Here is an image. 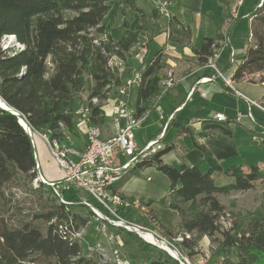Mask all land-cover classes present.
I'll return each mask as SVG.
<instances>
[{
	"label": "trees",
	"instance_id": "16d2710c",
	"mask_svg": "<svg viewBox=\"0 0 264 264\" xmlns=\"http://www.w3.org/2000/svg\"><path fill=\"white\" fill-rule=\"evenodd\" d=\"M111 1L0 0V42L5 35H15L25 45L11 54L0 43V99L18 111L33 132L46 134L51 142L80 141L76 111L92 98L100 100L92 105V124L100 126L109 120L102 109L103 101L113 86L122 82L110 66V59L117 56L126 62L129 54L141 46L139 30L128 29L118 39L108 33L105 18ZM120 2L119 11L131 9L142 13L146 39L152 42L156 27L150 23L151 18L160 20L156 9L152 8L147 19L136 0ZM250 17L251 39L245 52L235 60L233 79H248L264 87V0H258ZM224 38L221 33L215 39L205 38L194 49L197 62L205 65ZM162 58L163 51L158 50L138 67L142 82L134 92L137 115L155 105L164 78L161 71L166 66ZM256 75H260L257 81L253 79ZM85 91L88 94L84 100L81 94ZM259 102L264 106V89ZM258 124L264 127V120L260 119ZM172 125L170 122L167 129ZM175 126L177 133L189 131L185 125ZM249 131L264 144L263 132ZM193 145L207 153L194 139ZM172 148L166 143L156 152L139 157L112 185L113 192L129 199L122 192L126 181L154 167L167 174L171 182L168 207L178 212L179 228L184 233L191 234L196 241L207 236L217 242L222 252L216 259L220 264H264V208L246 223L235 220L224 228L222 219H228L227 213L216 197L250 190L258 182L263 184L264 191V167L250 165L245 169L243 165H233L216 174L212 167L203 171L183 160L179 165L167 163L164 156ZM223 176L231 180L223 183ZM20 194L24 195L23 200L30 195L29 207L22 206ZM57 195L52 187L38 180L35 147L19 118L0 108V264H99L98 255L86 254L75 234L86 227L92 211L80 202L77 190L65 195L74 202L70 205L62 203ZM130 210L122 209V213L130 217ZM118 230L131 237L136 234ZM191 238L179 243L189 246ZM114 244L117 245L115 240ZM165 255L150 258L144 264H179Z\"/></svg>",
	"mask_w": 264,
	"mask_h": 264
},
{
	"label": "crops",
	"instance_id": "0c3cea01",
	"mask_svg": "<svg viewBox=\"0 0 264 264\" xmlns=\"http://www.w3.org/2000/svg\"><path fill=\"white\" fill-rule=\"evenodd\" d=\"M222 1L225 5L220 3L222 14L218 17H216L213 11L215 8H212L210 5L206 6L207 0H175V5L172 9L173 16L169 21L163 19L156 21L151 18L153 22H150L155 25L156 29L158 27L162 29L158 35L155 32V37L152 41V44L154 42L157 44L155 52L158 50L163 51L162 60L169 67H172L169 69L173 70L177 82L175 81L176 84L167 90V93L159 100L161 105L160 110L153 107L152 110L142 114L147 116L136 131L139 147H142L150 139L159 135L164 124L167 122V117L178 107H181L175 112L173 120L170 121L173 125L168 129L166 128L167 131H165L162 139L164 145L170 143L173 146L172 150L164 156V160L174 165H179L181 160H183L188 165L200 167L203 171H207L212 167L215 169L216 174L224 173L225 170L233 165H243L245 169L249 168L250 165L264 167V162H261V160H257L252 156L240 152L241 143L240 137H238L240 134L239 130L245 127L248 130L254 129L264 133V127L258 124L260 119L264 120V113L256 105H250L247 101V99L255 102H259V100L252 99L243 92L245 90L246 92L248 91L249 83L252 85L260 83L250 82L248 79L234 80L233 73L235 64L229 61L231 49H234L239 54L238 56H241L246 50L247 44L251 39L250 13L256 8L258 0ZM246 27L248 30H246ZM217 33H221L223 37H230L231 40L230 46L228 45L223 49L224 51L227 50V54L225 56L221 54L217 64L224 72V75L230 78V83H232L234 89L228 86L223 78H218V76H215L208 82L200 81L203 76L213 75V71L197 62L194 49H198L201 42L207 37L215 39ZM243 39H245L244 45L240 44V41ZM172 46L174 47L172 48ZM166 47L169 50H163ZM151 57L152 55H147L145 60H149ZM131 59L132 61H130ZM133 61H137L138 63L135 55H131L126 61V64L128 63L127 69H132V71L134 68L138 69L135 66L133 68L131 64ZM126 77H123V74L121 75L122 80ZM235 82H237L238 88H235ZM260 85L261 87L263 86L262 84ZM191 90H193L192 93ZM221 94L234 95L237 98L243 99L246 103L248 114L252 113V117L248 114L246 116L238 114L234 117H226L224 121H218L215 117L209 119L208 117L201 116L200 114L204 113V111L209 112L212 109L216 101L221 98ZM201 101L206 103V106L201 105ZM253 107L259 111V115L255 116L253 114ZM154 112H157L161 125L152 136L144 141L140 140L137 134L138 130L143 127L144 122ZM217 113L219 114L221 112ZM175 124L178 126L185 125L189 127V131L177 133ZM193 139L203 145L207 149V153L195 147L193 145ZM254 142L260 143L261 149H264V144L260 142L257 136H252L250 132L249 143L253 146ZM39 168L45 179L51 181L59 178L51 174L45 176L42 173L41 167ZM147 179H151V177L149 176ZM122 192L127 197L135 195L126 189V183L123 186ZM167 203L169 205V201ZM153 205L150 208L155 213ZM156 218L158 224L164 230H173L179 225L178 223L175 227L171 228L161 223L157 216Z\"/></svg>",
	"mask_w": 264,
	"mask_h": 264
},
{
	"label": "rangeland",
	"instance_id": "374dc122",
	"mask_svg": "<svg viewBox=\"0 0 264 264\" xmlns=\"http://www.w3.org/2000/svg\"><path fill=\"white\" fill-rule=\"evenodd\" d=\"M220 3L225 5L222 0H207L206 2V6L210 5L212 6V8H215V10L213 11L216 17L222 14L220 9ZM152 4L153 2L149 0H136L137 7L139 6L141 9H144L143 11L147 15V19L153 13ZM120 5H121L120 0L111 1V10H109V14L105 18L106 30L108 31L109 34H112L115 39H118L122 34L127 33L128 29L139 30L141 47H137L134 51L137 50L141 52V54H144L145 51H147L146 55H150V56L153 55L155 53V49L157 48V44L155 42L152 44L151 41L146 39L147 36L142 26V13L137 10H131V9H127L125 10V12H121L118 10ZM151 22L153 21L151 20ZM243 25L245 24L243 23ZM161 30H162L161 27H158L156 29L157 35ZM246 30H248L247 27ZM244 40L245 39L240 41L241 42L240 44L244 45ZM14 41L12 42L13 44L9 43V46L5 49L8 53L11 52L12 50L15 51L17 49V47L14 48L12 47L14 45ZM5 42H6V38H2L0 42L2 48L6 47ZM217 44L218 45L216 46L222 45V41L219 40V43ZM173 47L174 46H172V48ZM163 50L167 51L169 50V48L166 47ZM134 51H132L131 54L129 55L130 56L135 55ZM226 51L223 50L221 54L225 56L227 54ZM237 57H239L238 54L236 56V59ZM130 61H132V59ZM138 63L137 61H133L131 64L134 68V66L139 67L141 65L139 60ZM144 64H145V60H144ZM169 68L172 67H169L166 64V66L162 69L161 74L163 75L166 81L167 79H169L170 73L172 72V75L174 76L175 81L177 82L173 70ZM131 71L132 69L126 68L122 73L123 77L129 75ZM259 77L260 75H256L253 77V79L257 81ZM235 86H236L235 88L239 87L237 82H235ZM248 86H249L248 91L246 92L245 90L243 92L252 99L260 100L263 94V89H262L263 87H261L260 84L252 85L251 83H249ZM87 94L88 92L85 91L81 94V97L85 100L87 98ZM111 94H113V91L108 92L109 96H111ZM221 95H222L221 98H219L216 101V104L213 105L212 109H210L209 112L204 111V113L200 115L211 119L212 117H215V114L217 112L223 113L224 116L226 117H234L237 116L238 114H243L244 116H246L248 114V111L246 109V103L243 99L237 98L234 95H228V94H221ZM109 96L103 101V105L109 104ZM133 103H134V99H133ZM200 104L206 106V103H204L203 101H201ZM253 112L255 116L259 115L258 114L259 111L256 108H254ZM109 120L105 121L102 125H100L103 131L102 135L104 136H111L115 132L114 127L112 126V123ZM160 125L161 122H159L157 112L152 113L149 116V118L144 122L143 127L140 130H138L137 134L139 139L143 141L146 140L148 137L152 136L154 132L157 131ZM239 133L240 134L238 137H240V143H241L240 152L245 155L252 156L257 160H261V162H264V149H261L260 143L258 142H254L253 146L250 145L249 143L250 132L247 129V127L240 129ZM40 135L41 134L38 132H33V137H32L34 140V147L37 152L38 166L41 167L42 173L45 176L51 174L52 176H56L57 178L61 177L59 166L58 164H56L55 160L53 159L49 151L50 150L49 145ZM85 143H87V139L82 134L80 141L69 140V143L68 144L66 143V148L68 150L72 149L78 151V153H81L85 149L86 146ZM163 146L164 144H162L160 147H157L156 150L160 149ZM149 176L151 177V179H147V177ZM131 178L130 180L128 179L126 181V189L131 191L132 194L135 195L129 196V199L125 198L127 200L128 205H132L133 207L130 210V218L133 221H136L140 224H143L148 227L150 226L152 227L153 223L154 224L158 223L156 218L157 216L158 220L164 225L169 226L171 228L175 227L180 221V216L176 211L168 207L167 200H169V192H170L169 186H171V182L167 177V174L165 175V173L157 170L156 168L150 167L145 171L141 172L139 177L134 176ZM222 180L224 181L223 183H225L231 180V178L229 179L223 176ZM74 190L75 189L73 186L70 188H65V195L66 196L70 195L72 192H74ZM78 193L79 196L81 197L88 196L86 192L82 190H80ZM19 196L21 197V200H23L24 195L20 194ZM216 197L225 206V210L227 213L228 219H222V224L224 228H229L232 225V222L235 220L246 223L257 212L263 210L264 208L263 184L260 182H258L255 185V187L250 190L232 191L229 194H216ZM152 204H154L153 207L155 213L150 208ZM30 205L31 204H30V195H29L27 199L25 198L23 200L22 206L29 207ZM75 209L79 210L78 208ZM92 221L93 223L89 224V226L84 230L82 238L80 235L78 236V238L81 240L83 251L88 255L95 254V252L88 249L89 245L93 246L94 243L101 242L102 245H105L102 247L105 248V252L107 253V255L109 256L110 254V257H108L109 264H113L117 257L120 258L121 261L125 262L124 264H128V263L144 264L146 260L150 258H156L158 257V255L165 257L166 256L165 254H167L169 256L168 253L164 254L160 248L149 245L136 234H133L132 236L136 240L134 241L133 238L130 235H128V233L127 234L122 233V231L118 229H112V230L109 229V232L108 229H103V234L98 233L95 230V225L98 223V221L94 218L92 219ZM162 228L163 227L160 226V224H158V229L161 232V234L171 239V241L172 239L176 238L179 235H182L184 240L189 237L191 238L192 236L191 234L189 235L184 233L183 230L179 228V225H177L173 230L170 229L164 230ZM117 237H120V240H118ZM217 237H220V235L217 234ZM113 239L117 244L116 246L114 244ZM191 241L192 243L189 246H185L180 243L177 244V246L183 252V255H185L190 260L191 264H220L218 261H216V259L218 255L222 254V252L218 248L217 242H212L206 236L202 237L197 241L191 238ZM116 247L120 248L118 256H116L115 254ZM121 256H123L124 259H122ZM169 257L171 258V256ZM172 264H177V263L172 262Z\"/></svg>",
	"mask_w": 264,
	"mask_h": 264
},
{
	"label": "built area",
	"instance_id": "2783aa9c",
	"mask_svg": "<svg viewBox=\"0 0 264 264\" xmlns=\"http://www.w3.org/2000/svg\"><path fill=\"white\" fill-rule=\"evenodd\" d=\"M153 7L158 12L160 19L169 21L172 16V9L175 5V0H155ZM97 42V41H96ZM230 37H225L222 40V45L216 46L214 59L206 61L204 67L213 71V75H206L201 77V82H208L215 76L224 79L225 83L233 88L230 83V78L224 75V72L219 68L217 60L221 56L222 50L230 46ZM141 47V46H140ZM147 51L144 54L137 52L135 57L139 60L141 65H144ZM237 53L234 49H231L229 55V61L235 63ZM112 69L117 71L118 76L121 77L123 71L127 68L126 62L117 57L112 56ZM140 70L135 69L130 75H128L119 85L113 86V94L109 96V104L102 105L104 114L110 119L112 126L114 127V134L111 136H104L101 127L98 125V131H90V128L85 125V116L92 115L93 109H88V104L81 106L76 111V115H83L82 122H76L79 128L84 130L90 137V149L85 151V161L79 162V164H67L58 159V156L50 153L58 164L60 169V175L56 180H47L45 183L53 188L55 194H61V202L68 205L74 203L65 196V188L74 187L78 192L80 190L85 191L88 196L81 197V203L86 205L93 213L90 220L87 222L85 228L78 231V235L81 236L84 230L92 224V219H96L98 223L95 225V230L98 233L103 234V229H124L128 232H134L140 236L145 242L158 247L167 253L166 249L161 245L154 243L151 239L145 237L142 233H147L155 237L161 243L170 247L176 254L169 253L180 264H191L190 260L183 255L181 249L177 246L179 242H183V236L179 235L176 238L169 239L165 237L158 229V223H153L152 227L145 226L136 221H133L130 217L125 216L122 213V209L130 210L132 205H121V198L107 197V189H111L115 183L116 176H120V173L124 172L128 166L134 164V161L138 157L150 155L156 152V148L163 144V137L165 135L166 128L170 121L173 120L175 112L181 107H178L173 113L167 117V122L164 124L162 131L159 135L153 139H150L144 146L139 147L136 131L141 126L142 121L147 115H137L135 105L133 103L134 92L137 88V79L139 77ZM176 83H171L162 79L161 90L157 96V102L155 108L161 109L159 100L167 93V90L172 88ZM234 89V88H233ZM193 90H191L192 93ZM250 105H256L263 113L264 106L260 102H255L247 99ZM248 115H251L249 113ZM215 119L218 121L226 120V116L223 113H217ZM32 130V129H31ZM33 135V131H32ZM49 145L47 136L45 134L40 135ZM33 137V136H32ZM31 137V139H33ZM34 142V140H33ZM50 148V145H49ZM37 158V152L35 150ZM137 208V207H136ZM120 240V237H117ZM176 242V243H175ZM102 245L101 242L94 243L93 246L89 245L88 249L92 250L98 255L99 264V249ZM110 257V254H109Z\"/></svg>",
	"mask_w": 264,
	"mask_h": 264
},
{
	"label": "bare ground",
	"instance_id": "6f19581e",
	"mask_svg": "<svg viewBox=\"0 0 264 264\" xmlns=\"http://www.w3.org/2000/svg\"><path fill=\"white\" fill-rule=\"evenodd\" d=\"M151 2H153V4H155V0H151ZM3 38H6V42H5V45H6V47H3L2 49L3 50H5L8 46H9V43H12L14 40V45L12 46L13 48L14 47H17V49L14 51V50H12L11 52H9V53H11V54H14L15 52H17L18 50H22V49H24V47H25V45H24V43H21V42H19V41H17V38H16V36L15 35H5ZM13 44V43H12ZM4 46V45H3ZM11 47V46H10ZM214 56H215V51H214V54L211 56V57H209V59H208V61H210V60H212V59H214ZM110 66H112V65H110ZM167 82H171V83H175V78H174V76L172 75V72L170 73V77H169V79H167L166 80ZM141 82H142V75H141V71H140V73H139V77H138V79H137V86L139 87V85L141 84ZM111 91V90H110ZM109 96V95H108ZM100 102V100L97 98V97H95V98H92L91 99V101H90V103H88V109H92V105L94 104H98ZM0 105H2V106H7L8 107V105L4 102V101H2L1 99H0ZM83 121V115H77V122H82ZM85 125L86 126H88V128H90V131H98V126L96 125V124H92V122H91V115H87V116H85ZM77 129L86 137V139H87V144H86V148H85V150L83 151V152H81V153H78V151H75V150H72V149H67L66 148V144H61V143H59V142H51L50 140H49V137L45 134V136H47V139H48V142H49V145H50V150L53 152V154H55L56 156H58V159L59 160H61L62 162H65V163H67V164H79V162H83V161H85V151H86V149H90V137H89V134H86L85 132H84V130H82L81 128H79L78 127V125H77ZM68 147V146H67ZM139 159V157L136 159V161H134V163L135 162H137V160ZM133 166V164L132 165H130V166H128V168H126L125 170H124V172H122V173H120V176H116V178H115V183L118 181V180H120L121 178H122V176H123V174L128 170V169H130L131 167ZM39 167V166H38ZM41 180V181H43V182H45V179H44V177L42 176V174H41V177L39 178V174H38V180ZM59 195V197H60V199H61V194H58ZM107 197H118V198H121V205H128V203H127V200L125 199V198H123V196L120 194V193H116V192H113V190L112 189H107ZM65 204H67V203H65ZM76 234V236L78 237L79 235H78V232L77 233H75ZM145 237H147V238H149V239H151V241H153L154 243H157V244H159V245H161V247L162 248H164V249H166L167 251H169V253H171V254H173V255H175L176 253L175 252H173V250H171L170 249V247L169 246H167V245H165V244H163V243H161L160 241H158L155 237H153L152 235H149V234H147V233H142ZM119 247L117 248H115V254H116V256H118V253H119ZM99 256H100V264H109V260H108V255H107V253L105 252V248L104 247H102L101 246V248L99 249ZM116 261H118V264H124V262L123 261H121L120 260V258H116V260H115V262ZM114 262V263H115ZM113 263V264H114Z\"/></svg>",
	"mask_w": 264,
	"mask_h": 264
},
{
	"label": "water",
	"instance_id": "95a60500",
	"mask_svg": "<svg viewBox=\"0 0 264 264\" xmlns=\"http://www.w3.org/2000/svg\"><path fill=\"white\" fill-rule=\"evenodd\" d=\"M0 108H2L4 110H7V111H10L11 113L13 112V114H15L19 118V123L23 126V128L28 133L30 138L33 136L30 126L27 124L25 119L22 117V115L18 111H16L14 108H11L9 106L7 107V106L0 105ZM32 141H33V139H32ZM33 144H34V142H33ZM38 174H39V178H40L41 177V172L39 170V167H38Z\"/></svg>",
	"mask_w": 264,
	"mask_h": 264
}]
</instances>
